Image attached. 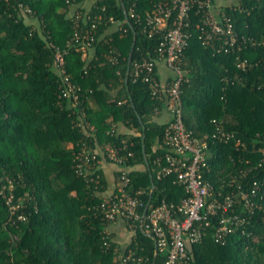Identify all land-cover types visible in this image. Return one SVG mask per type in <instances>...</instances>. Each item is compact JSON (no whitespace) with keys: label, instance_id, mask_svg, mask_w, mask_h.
Listing matches in <instances>:
<instances>
[{"label":"trees","instance_id":"obj_1","mask_svg":"<svg viewBox=\"0 0 264 264\" xmlns=\"http://www.w3.org/2000/svg\"><path fill=\"white\" fill-rule=\"evenodd\" d=\"M84 1L0 0V188L5 178L12 181L14 202L22 205L18 212L26 215L25 220L12 223L0 193V264L119 262L113 237L110 247H103L106 223L95 209L107 187L105 174L99 167L93 174L100 178L95 183L73 166V152L84 140L94 145L93 140L114 144L126 139L132 151L125 162L131 188L145 190L144 203L154 183L148 210L162 198L178 203L187 196L173 175L156 178L155 160L163 159L166 152L162 137L168 121L155 118L167 111L166 103L127 73L132 42L131 61L148 50L152 54L156 41L144 37L132 19L131 26L124 20L120 0L92 2L90 15L101 16L95 57L82 59L73 50L66 56L71 80L83 88L81 106L85 120L95 127L92 137L76 125V109L59 101L47 41L65 44L72 33L68 14L82 12ZM236 1L224 10L237 34L248 39L244 48L217 52L192 35L183 51L180 96L185 127L197 137L210 136L217 124L234 134L229 142L210 145L217 156L208 158L210 170L204 176L215 186L220 175L242 165L238 157H248L253 150L255 160L256 147L264 146V0ZM122 2L127 9V0ZM26 8L31 9L30 15L25 14ZM117 52V63L107 60L106 55ZM239 58L250 65L238 67ZM111 123L135 132L121 133L116 128L109 134ZM236 139L244 143V150L235 145ZM113 174L116 177V169ZM212 231L210 226L200 241L189 246L193 264H264V225L257 224L249 236L231 234L225 243L215 242ZM126 247L134 257L126 264H161L165 258L162 252L154 253L152 239L138 222Z\"/></svg>","mask_w":264,"mask_h":264},{"label":"built area","instance_id":"obj_2","mask_svg":"<svg viewBox=\"0 0 264 264\" xmlns=\"http://www.w3.org/2000/svg\"><path fill=\"white\" fill-rule=\"evenodd\" d=\"M227 1L127 0L126 9L120 0L126 14L124 20L130 23L129 19H132L144 37L156 41L152 54L149 50L145 54L141 53L130 62L127 70L132 81L139 80L147 85L152 97L165 100L169 113L162 137L166 152L163 159L155 160L156 178L173 175L187 196L178 203L167 202L162 198L143 213L149 199L144 203L145 190L131 188L125 162L132 156V151L128 149L126 139L114 144L93 140L94 145L90 141H82L73 152V166L77 173L98 183L99 174H96L98 179L93 174L99 168L100 161L116 165L113 188L108 192L105 189L95 206L106 223L103 230L105 249L110 247L109 241L112 240L108 224L122 219L131 233L138 222L141 230L154 237L156 253L165 255L161 264H193L189 246L200 241L210 226L213 227L214 241L225 243L231 234L249 236L257 224L264 225V146L256 147L255 154L258 153L259 157L255 160L252 158L253 150L248 157H238L242 165L220 175L215 186L213 180L204 176V172L210 170L208 158L217 156L216 152L210 150V145L229 142L234 134L217 124L210 136L197 137L185 127L182 120L180 87L184 80L183 51L190 36L197 35L202 45L217 52L239 51L247 44L248 39L237 34L231 17L224 10L226 7L232 8L237 2ZM92 2L94 0L88 3L84 1L82 12L68 14L72 33L64 45L47 41L52 51L51 69L59 83L57 97L59 101H66V108L76 109V125L82 127L90 137L94 135L95 127L85 120L81 106L83 88L71 80L66 69V56L73 50L80 52L82 59L95 57L94 45L101 37L98 35L101 16L96 14L92 18L90 15ZM145 2L150 4L149 8H145ZM140 6H143L142 10ZM24 11L29 15L32 12L30 8ZM108 21L115 23L112 16L108 17ZM119 55L120 52H117L106 57L111 63H117ZM159 64H164L170 71L166 79L160 78L157 72ZM247 65H250L247 59H238V67L245 68ZM115 130V123H111L107 133L113 134ZM235 145L242 150L245 148L240 139L235 140ZM89 174L91 176L88 177ZM6 180L1 185L0 193L9 211V219L12 223L23 221L26 215L18 212L22 205L14 202V184ZM6 188L9 190L5 191ZM113 251L117 252V264H126L128 260L134 259L133 251L127 250V247L115 246Z\"/></svg>","mask_w":264,"mask_h":264},{"label":"crops","instance_id":"obj_3","mask_svg":"<svg viewBox=\"0 0 264 264\" xmlns=\"http://www.w3.org/2000/svg\"><path fill=\"white\" fill-rule=\"evenodd\" d=\"M157 72L160 78L162 79H166L170 75L169 69L164 64H159ZM168 118H169V113L168 111L164 110L155 119L160 122H163V121H167ZM116 128L121 133L135 132L133 128L128 129L121 123H118V125H116ZM99 167L102 168L105 174L107 180V187L105 191L108 192V190H111L113 188V184H114L113 171L116 169V165L107 162L105 160H101L99 163ZM107 229L111 232L113 240L118 244V246H120L121 248H125L132 234L131 231L127 228L126 222L122 219H118L108 224Z\"/></svg>","mask_w":264,"mask_h":264},{"label":"water","instance_id":"obj_4","mask_svg":"<svg viewBox=\"0 0 264 264\" xmlns=\"http://www.w3.org/2000/svg\"><path fill=\"white\" fill-rule=\"evenodd\" d=\"M122 8H123V11H124V7H123V5H122ZM124 17H126L125 11H124ZM128 24L130 25V23H128ZM130 26H131V25H130ZM133 34H134V32H133ZM133 36H134V35H133ZM133 47H134V42H132L131 50H130L129 55H128V60H127V67H128V68H127V69H129V66H130L131 55H132ZM140 122H141V120H140ZM144 138H145V135L142 134V136H141V149H142V153H143L144 161H145V163L147 164V157H146V155H145V144H144ZM153 189H154V183L151 181V189H150L149 201H148V203L146 204L143 213H145L146 210H147V208H148V205H149V202H150V198H151V193H152ZM143 232H144V231H143ZM144 233L147 234V235L152 239V241H153V246H154V250H155L154 253L156 254V245H155V239H154V237H153L151 234H149V233H146V232H144ZM152 264H154V263H152Z\"/></svg>","mask_w":264,"mask_h":264},{"label":"rangeland","instance_id":"obj_5","mask_svg":"<svg viewBox=\"0 0 264 264\" xmlns=\"http://www.w3.org/2000/svg\"><path fill=\"white\" fill-rule=\"evenodd\" d=\"M87 3L92 1V0H85ZM218 2H222L223 0H217ZM237 1L236 0H228L226 3H236Z\"/></svg>","mask_w":264,"mask_h":264}]
</instances>
